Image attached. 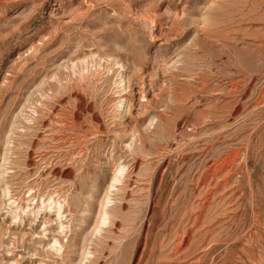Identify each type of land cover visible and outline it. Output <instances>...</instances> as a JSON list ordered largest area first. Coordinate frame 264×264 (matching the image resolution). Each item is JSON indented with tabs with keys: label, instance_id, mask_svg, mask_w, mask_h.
<instances>
[{
	"label": "rangeland",
	"instance_id": "374dc122",
	"mask_svg": "<svg viewBox=\"0 0 264 264\" xmlns=\"http://www.w3.org/2000/svg\"><path fill=\"white\" fill-rule=\"evenodd\" d=\"M0 264H264V0H0Z\"/></svg>",
	"mask_w": 264,
	"mask_h": 264
},
{
	"label": "bare ground",
	"instance_id": "6f19581e",
	"mask_svg": "<svg viewBox=\"0 0 264 264\" xmlns=\"http://www.w3.org/2000/svg\"><path fill=\"white\" fill-rule=\"evenodd\" d=\"M73 126H74V125H73ZM45 130H46V129H45ZM64 130H65V129H64ZM57 138H58V136H57ZM46 141H47V140H46ZM43 143H44V142H43ZM33 151H34V150H33ZM5 154H6V153H5ZM4 157H5V156H4ZM36 157H37V156H36ZM36 157H34V158H36ZM38 157H39V156H38ZM38 157H37V158H38ZM44 157H45V156H44ZM46 158H47V157H46ZM4 159H5V158H4ZM7 160H8V159H7ZM37 160L39 161V159H37ZM40 160H41V158H40ZM43 160H44V159H43ZM60 161H61V160H60ZM29 162H30V161H29ZM31 162H32V161H31ZM33 162H34V161H33ZM35 163H36V161H35ZM43 163H44V162H43ZM29 164H30V163H29ZM34 165H36V164H34ZM31 166H32V164H31ZM32 167H33V166H32ZM36 167H37V166H36ZM49 167H50V166H49ZM40 168H41V167H40ZM44 168H45V167H44ZM31 169H32V168H31ZM65 169H66V168H65ZM36 170H38V169H36ZM40 171L43 172V170H40ZM40 171H39V172H40ZM47 171H48V170H47ZM52 171H53V170H52ZM36 172H37V171H36ZM57 172H58V171H57ZM60 173H61V172H60ZM60 173H59V174H60ZM30 174H31V173H30ZM30 174H29V175H30ZM33 174H34V173H33ZM42 174H43V173H42ZM48 174H49V173H48ZM54 174H55V173H54ZM54 174H51V175H54ZM39 175H40V173L37 174V176H39ZM26 177H27V176H26ZM28 177H29V176H28ZM39 177H40V176H39ZM61 177H62V176H61ZM29 178H30V177H29ZM35 178H36V177H35ZM31 180L33 181V179H31ZM31 180H30V181H31ZM54 180H55V179H54ZM30 181H29V182H30ZM29 182H28V183H29ZM47 182H48V180H47ZM28 185H29V184H28ZM53 190H54V189H53Z\"/></svg>",
	"mask_w": 264,
	"mask_h": 264
}]
</instances>
